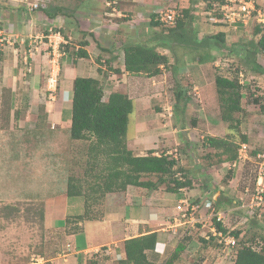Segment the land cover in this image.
<instances>
[{
	"label": "rangeland",
	"instance_id": "374dc122",
	"mask_svg": "<svg viewBox=\"0 0 264 264\" xmlns=\"http://www.w3.org/2000/svg\"><path fill=\"white\" fill-rule=\"evenodd\" d=\"M207 1L117 0L116 4L109 5L108 0H33L46 3L48 8L59 5L64 10L62 21H54L52 25L53 41L50 42L49 38H46L50 43L46 51L50 52L49 58H52V61L42 69L45 72H40L41 96L34 99L31 85L27 82L32 75L30 70L33 69H29L31 63L35 65L29 50L26 64L29 68L28 71L23 70L17 87L6 85L7 82L5 85L0 84V264H34L37 260L46 258L45 243L49 237L55 236L50 233L46 222L47 215H51L46 213L48 203L53 201L56 195L63 193L70 175L88 180L92 177L91 173L86 174L89 168L85 152L88 141L74 140L70 136V120H67V115H64V121L60 125L55 123L56 126H53L48 122L47 111L43 109L53 98L58 97L62 83L59 61L53 60L59 58V51L65 48L62 34L59 35L60 30L76 28L77 25L79 39H82L84 28L85 36L92 28L97 32L98 39L93 34L94 43L89 47L94 62L84 60L86 74H91L94 67L97 68L93 73L97 77L101 76L99 78L104 84L105 97L115 90H120L135 100V109L130 115L127 132L130 145H139L134 139L143 123L141 128L153 129L147 137L157 136L155 139L145 140L149 144H157L159 147V144L165 141L170 142L173 151L177 148L174 152L179 154L178 157L184 164L180 166L190 171L193 187L196 188L195 195L188 198L189 203L197 208L194 216L196 224H199L195 225L192 236L199 238L204 231L206 236H212V218L209 216L210 211L204 207V202L213 198L216 189H213L208 197L203 194V167L219 163L215 150L204 146L203 140L211 134L228 136L239 143L246 131L251 138L250 154L255 156V152L264 151V111L254 100L259 98L264 104V74L253 67L255 62L264 67V52L256 50L259 35L255 34V23H251V19H248L247 25L238 28L222 22L214 23L210 19L211 15L208 17L206 12ZM37 5L34 3V6ZM186 9L192 18L185 17ZM172 10L181 13L186 25L178 30L180 33L185 31V36L181 38L178 34V38L169 43L170 48L159 46L161 52L169 55L170 66L165 68L162 74H133L126 81L123 76L114 75L113 69L109 68L110 56L119 57L113 66L124 67L123 47L127 41L148 42L152 38L156 43V39L168 36V27H152L149 22L156 12H163L165 17V14L171 13ZM20 13L23 14L21 10ZM70 13L73 15H69ZM77 18L83 19L82 27L77 23ZM165 25L168 26L166 23ZM219 33H223L224 41L212 39V36ZM198 40L199 43H195ZM108 49L110 51H107ZM210 55L214 56V59H210ZM25 56L24 54L21 58L22 62ZM98 68L101 71H97ZM218 75L238 78L247 86L244 87L246 95L242 99L243 111L235 114L239 119L240 131L230 129L229 123L222 119L215 83ZM179 87L186 89L190 99L186 110L175 112V94ZM179 103L183 105L184 102ZM69 108L72 111V106L68 104L67 109ZM16 111L19 112L18 119ZM9 128H14V131ZM26 128H61L64 132L47 134L40 129L35 131L39 132L37 134H29ZM180 128L183 129L180 135L167 139L168 133H177ZM144 134L141 130L139 140H143ZM43 140H50L52 143L43 149ZM145 141H142V147ZM35 142L38 143L34 146ZM208 154L212 155L209 157ZM255 164L252 159H242L238 162L239 168L231 169L229 165L223 167V175H227L229 170H240L239 180L236 185L229 187L230 191H237L235 194L240 195L248 184H251L252 190L255 188ZM223 183L228 186L226 179ZM122 193L124 192L117 194L120 196ZM113 194L109 193L101 204L96 203L93 206L97 214L105 211L107 198ZM170 198L176 197L171 194ZM61 199L63 197L57 200ZM248 200L242 201L239 198L238 202H229L220 209L225 212L226 223L234 230L243 231L247 243L260 249L264 246V215H248V210L243 206ZM241 217L245 218L241 220ZM246 217L251 218L250 221H246ZM205 225L206 227H203ZM222 250L216 249L214 257L219 256L218 253ZM235 250L236 247L227 250V256L222 252L225 264H232ZM164 259L161 258V262ZM114 263L117 264L116 261Z\"/></svg>",
	"mask_w": 264,
	"mask_h": 264
},
{
	"label": "crops",
	"instance_id": "0c3cea01",
	"mask_svg": "<svg viewBox=\"0 0 264 264\" xmlns=\"http://www.w3.org/2000/svg\"><path fill=\"white\" fill-rule=\"evenodd\" d=\"M34 3L38 5L34 6ZM20 10L23 14L20 13ZM63 10L64 9L59 5L48 8L46 3L33 2V0H0V34H6L5 42L0 49V84L3 83L5 85L7 82L6 85L17 87V84L21 81L20 76L23 70L25 69L28 71L29 68L26 65L28 63L29 50V54L30 56L32 55V61H35V65L31 63L29 69H33L30 70L32 75L27 82L31 85V94L33 98L35 99V97L41 96L42 81L40 79V72H45L42 69L52 61V58H49L50 52L46 51L50 44L47 42L46 38L48 37L50 42L53 41L51 39L53 35L51 31L52 25L54 21H62ZM69 15L73 14L70 13ZM76 21L82 27L83 19L77 18ZM77 27L78 25L76 28L70 27L67 30L65 28L60 30L65 48L59 51V58H54L53 60L59 61L62 70V83L59 86L58 97H55V99L53 98V100L48 102V105L45 106L47 116L49 119L51 118V121L48 119V122L53 124V126H56L55 123L60 125L64 121V115H67V120H71L72 111L70 108L67 109V105L69 104L70 107L72 106L74 79L77 76L84 77L86 75L98 79L101 77H97L95 73H93L94 70L97 69H95V67L91 74H86L87 72L84 69V60H91L94 62L89 47L94 43L92 36L95 35L96 39H98L96 35L97 32L95 28H92L91 31L87 32V36H85L84 33L86 32L84 28L81 33V35L83 34L82 39H79V30ZM80 40L89 41V45L84 48L90 53V57L80 58L72 56L70 53V48L77 51L80 49ZM107 51H110V49ZM21 52L26 55L24 62H22L21 59L24 54ZM111 58L112 56H110L109 60ZM113 67L118 68L116 66ZM120 68L122 73H116L114 70L112 73L114 75H119V77L123 76L124 81L133 75L125 70V65ZM34 71L35 74H33ZM110 78H112V76H110ZM100 80L102 82V79ZM11 108L13 109V105H11ZM141 127H143V123H141L140 128H138V136L134 139L139 145H130V140L128 138L129 147L135 150L137 154L144 155L147 153V150L153 149L156 150V154L162 152L171 154L177 159L179 158V154L174 152L177 151V148L173 151V149H171L173 147L170 148V142L163 141L158 147L157 144H149L145 141L149 138L155 139L157 136L147 137L151 135L153 129ZM9 129L13 130L14 128ZM31 129L36 128H26L27 131ZM38 129H42L44 132L46 131L47 134L52 132L58 134L64 132L61 128ZM141 130L142 134L147 133L144 134L145 137L143 136V140L145 141L143 147V140H139ZM181 131H183L182 128H180L177 133L174 132L175 134L171 131L166 135L167 139H170V136L177 137L180 135ZM244 132L250 143V134L246 131ZM36 143L38 142H35L34 146ZM51 143L50 140H43L41 148L44 149L47 147V144L51 145ZM43 144H45L44 147ZM179 164L184 165L183 160L180 161L179 159ZM226 165L230 167L228 162L203 167L205 178L203 194L208 197L213 192V189H216L212 199L217 200L219 198V208L215 205L219 211H223L220 209L221 206H225L229 202L236 203L239 201V198L243 197L247 199L245 189L240 195L235 194L237 191L229 190V187L236 185L239 180V169H237V172H234V176L231 179L226 180L228 186L223 183L224 176L226 175H223V167H227ZM214 167L219 169H213ZM189 177L192 179L191 173ZM213 185L214 187H212ZM66 186L63 193L56 195L57 197L53 201L51 200L47 206L48 210L46 213L51 215H47L46 222L50 229V233L52 236L53 234L55 236L49 237L45 243V264H90L92 261H95L96 264H113L115 261L125 258L126 256L124 248L125 239L151 231H157L158 233L156 251L161 254L162 259L165 258L166 260L176 250L178 245L184 244L185 248L180 254L177 264H225L223 260L225 257L222 255L223 247L218 242V238H209V236H206L205 231L201 232V237L194 238V236H192L193 230L195 229V225L199 226V224L194 222L195 218H193V220H190L192 219L191 217L187 219L182 218L177 210V206L181 204L182 201L195 195V187H184L179 189L178 192H169L165 186H160L155 190H149L129 185L122 195L119 196L117 193H112L113 195L108 196L105 215L102 219L86 221L83 224L82 231L76 234H70L66 231L65 219L67 215L83 213L85 209V200L83 196H68L66 193ZM235 188L238 189L237 186H235ZM171 194L175 195L176 198H170ZM60 197H63V199L58 201L57 199ZM242 219L244 218L241 217V220ZM203 227H206V225ZM210 228L212 230L211 226ZM207 239L211 240L207 241ZM202 242H204L203 246ZM104 247H111L110 253H103ZM216 249L222 251L218 253L219 256L216 255L214 257L213 253ZM225 256H227L226 253ZM232 264H234V261Z\"/></svg>",
	"mask_w": 264,
	"mask_h": 264
},
{
	"label": "trees",
	"instance_id": "16d2710c",
	"mask_svg": "<svg viewBox=\"0 0 264 264\" xmlns=\"http://www.w3.org/2000/svg\"><path fill=\"white\" fill-rule=\"evenodd\" d=\"M184 15L189 18L193 17L190 16L188 9L184 10ZM149 23L152 27H168V36L156 39V43H154V39L150 38L148 42L129 40L124 44L125 70L131 74L144 73L149 76L162 74L163 70L170 66V57L167 53L161 52L159 46L167 48L172 40L178 38V34L181 35V38L185 36V31L178 32L186 25L181 15L176 19L174 25L166 26L160 18V12H156L152 15ZM255 34L259 35L256 50L264 52V26L255 25ZM212 39L224 41L223 33L212 36ZM199 41H195V43H199ZM80 43L81 47L78 51L69 50L72 56L90 57L89 52L84 48L89 45V41L82 40ZM118 58V56H112L108 61L109 68L116 73H122L121 68L113 67L114 61ZM209 58L214 59V56L210 55ZM255 63L253 67L264 74V67ZM98 70L101 71V69ZM215 83L221 104L222 119L229 123L230 129L240 131L239 119L235 117V114L243 111L242 99L246 95L244 87L247 86L241 83L238 78L223 75L216 76ZM175 95L177 98L174 106L175 112L181 109L186 110L190 99L186 89L179 87ZM254 100L264 111V104L260 102L259 98H254ZM181 101L184 102L183 105H180ZM43 109L46 112L45 106ZM134 109L135 100L128 93L114 91L105 97L104 86L98 78L77 76L74 79L70 136L74 140L88 141L85 152L89 168H87L86 174L91 173L92 177L90 180L79 178L76 175L68 177L67 195L83 196L85 200L83 213L67 215L65 220L68 233L76 234L82 231L86 221L102 219L105 211L97 214L93 206L96 203L101 204L109 193L125 192L129 185L149 190H155L165 185L169 192H178L184 187H193V181L189 177L190 171L180 166L179 158L166 153L156 154V150L153 149L148 150L144 155H139L128 146V124ZM18 113L16 111L17 119ZM37 130L39 129H31L27 132L33 134L32 132ZM37 133L39 132L34 134ZM248 140V137L243 134L241 142ZM203 143L204 146L215 150V154L218 155V163H231L238 158L239 143L228 136L209 135L204 138ZM208 155L210 157L212 154ZM179 172L182 176L177 175ZM233 176L234 171L229 170L224 179L228 180ZM213 202L219 207V198ZM214 221L218 229L228 232L222 221H217L216 218ZM231 233L238 239L236 250L233 253L234 264H264V246L257 249L247 243L241 230L233 229ZM212 238L216 237L212 236ZM157 242V231L125 239L126 256L117 260L116 263L177 264L185 245H178L176 250L161 262V254L156 251ZM104 249L106 248L104 247ZM90 264H96V262L92 261Z\"/></svg>",
	"mask_w": 264,
	"mask_h": 264
},
{
	"label": "built area",
	"instance_id": "2783aa9c",
	"mask_svg": "<svg viewBox=\"0 0 264 264\" xmlns=\"http://www.w3.org/2000/svg\"><path fill=\"white\" fill-rule=\"evenodd\" d=\"M108 2L109 5H112L116 4L117 0H108ZM259 3L260 0H216L214 4H216L220 9L221 17H219L218 20L230 24H236L247 23L248 19L254 15V12L257 13L256 19L259 22H264V11L258 7ZM162 13L160 12V18L164 23L168 24L169 26H172L176 23V19L178 17L177 10H172L171 13L165 14V17ZM5 36L6 34H0V49L5 42ZM250 149L251 148L248 143H242L239 151V159H253L257 165L258 176L255 183V188L253 191L250 187L246 188V192H250L252 194L251 207L254 209L264 205V152H259L255 158H252L249 154ZM177 208L180 211H183V216H186L190 209L195 210L194 207L190 208L188 202L179 204ZM251 212H253V210ZM217 218L218 220H222L223 215L218 213ZM212 230L214 234L219 237V242L224 245L225 251L237 244V240L232 234L219 230L216 227H213ZM110 250L111 247H107L103 250V252L110 253ZM44 261V258H41V260H37L34 264H44Z\"/></svg>",
	"mask_w": 264,
	"mask_h": 264
},
{
	"label": "clouds",
	"instance_id": "9594fccd",
	"mask_svg": "<svg viewBox=\"0 0 264 264\" xmlns=\"http://www.w3.org/2000/svg\"><path fill=\"white\" fill-rule=\"evenodd\" d=\"M216 2V0H208L206 3H207V6H208V8H207V10H206V12L208 13L207 15H208V17H210V15H211V17H210V19L214 22V23H217V22H222L223 24H229V25H234L233 27H235V28H238V27H240V26H243V25H247L248 23H236V24H230V23H226V22H223V21H220V20H218V18L219 17H221V13H220V9H219V7L216 5V4H214ZM258 7L259 8H261L263 11H264V1L263 0H260V3L258 4ZM177 12H178V17L181 15V13L177 10ZM210 14V15H209ZM256 15H257V13L256 12H254V15L250 18L251 19V23H255V25H259V26H264V22H259L257 19H256ZM177 17V18H178ZM252 20H253V22H252ZM4 34V33H3ZM59 35H60V33H59ZM243 83V82H242ZM246 135V134H245ZM247 136V135H246ZM242 143H248L249 145H250V148H251V144L249 143V140L248 141H243V142H239V148H238V158H237V160L236 161H234V162H231V163H229L228 162V164H230V168L232 169L233 167H238V162H240L242 159H239V151H240V148H241V144ZM252 149V148H251ZM251 149H250V152H251ZM259 152H264V151H258V152H255V156H252L250 153V155H251V157L252 158H255L256 157V155L259 153ZM245 160H247V159H244V161ZM250 160V159H249ZM253 160V159H252ZM254 161V160H253ZM254 164H255V161H254ZM256 165V164H255ZM256 168H257V165H256ZM256 171H257V169H256ZM235 172V171H234ZM178 176H182V174L179 172L178 174H177ZM257 176H258V173L256 174V177H255V181H254V183H253V186H254V184L256 183V180H257ZM251 186V184L249 185H247L246 187H245V195H247V200H248V198H249V200H248V202L245 204V208L248 210V215H250L251 217H254L256 214V216H258V217H262L263 216V214H264V205H262V206H259V207H256V208H252L251 207V198H252V194L249 192V193H247L246 192V188L247 187H250ZM251 188V187H250ZM252 190V189H251ZM254 190V189H253ZM252 190V191H253ZM249 195V196H248ZM242 201H244L245 200V198L243 197V198H240ZM208 200H210V199H208ZM212 201V202H211ZM183 202H188V204H189V206H190V208H192V207H194L195 208V210H192V209H190V211L188 212V214L186 215V216H183V211H180L178 208H177V210L179 211V213H180V216L182 217V218H185V219H187V218H192V219H190V220H193V218H195V216H194V211H196V206H192L189 202V199L187 198L186 200H184V201H182L181 203H183ZM207 210H209L210 211V217L212 218V223H211V227L213 228V227H216V228H218L217 227V225L215 224V221H214V218H216L217 219V221H222L223 222V226H225L226 225V229H228V232H226V233H230V234H232L231 233V230L233 229V227L230 225V224H227L226 223V221H227V219H225V212L224 211H219L216 207H215V204H214V202H213V199H211L210 201H208V202H205V206H204ZM219 208V207H218ZM253 210V212H251ZM218 213H220L221 215H223V219L222 220H218V218H217V214ZM209 218V217H208ZM245 218V217H244ZM251 219V218H250ZM250 219H248L247 217H246V221H250ZM195 221H196V218H195ZM194 221V222H195ZM196 223V222H195ZM210 230H211V228H210ZM219 230H221V229H219ZM223 231V230H222ZM211 232H212V234L215 236V237H217L218 238V242H219V237L217 236V235H215L214 234V232H213V230H211ZM212 235V236H213ZM233 235V234H232ZM209 236V238H211L212 236L211 235H208ZM234 236V235H233ZM235 238H236V236H235ZM236 240H237V243H238V239L236 238ZM220 243V242H219ZM220 244H222V243H220ZM222 247H223V252H225V253H227L228 251H225L224 250V245L222 244L221 245ZM237 246V244L234 246V247H230L228 250H233V249H235V247ZM107 248V247H106ZM156 248H157V245H156ZM103 250H104V248H103ZM103 252V251H102ZM103 253H105V252H103ZM105 254H108V253H105ZM46 261V260H45ZM45 264V263H44Z\"/></svg>",
	"mask_w": 264,
	"mask_h": 264
}]
</instances>
